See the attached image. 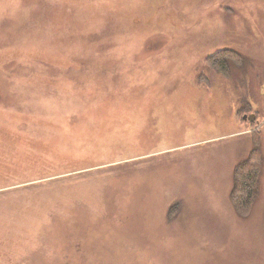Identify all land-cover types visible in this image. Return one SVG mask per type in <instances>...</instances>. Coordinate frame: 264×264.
<instances>
[{"label": "rangeland", "instance_id": "obj_1", "mask_svg": "<svg viewBox=\"0 0 264 264\" xmlns=\"http://www.w3.org/2000/svg\"><path fill=\"white\" fill-rule=\"evenodd\" d=\"M0 264H264V0H0Z\"/></svg>", "mask_w": 264, "mask_h": 264}, {"label": "trees", "instance_id": "obj_2", "mask_svg": "<svg viewBox=\"0 0 264 264\" xmlns=\"http://www.w3.org/2000/svg\"><path fill=\"white\" fill-rule=\"evenodd\" d=\"M241 56L232 49H222L207 57L206 62L222 74H227L228 62L234 64L241 63ZM245 110H239L241 115ZM243 120V119H241ZM256 135L254 136V146L248 156L243 161L235 165L232 172V186L229 192V199L232 207L240 216L249 213L258 190V180L261 168V155L257 145ZM175 206L169 209V214L173 213Z\"/></svg>", "mask_w": 264, "mask_h": 264}, {"label": "water", "instance_id": "obj_3", "mask_svg": "<svg viewBox=\"0 0 264 264\" xmlns=\"http://www.w3.org/2000/svg\"><path fill=\"white\" fill-rule=\"evenodd\" d=\"M254 118H255L254 114L244 115L242 117L243 120H246L247 119L249 122H252L254 120Z\"/></svg>", "mask_w": 264, "mask_h": 264}]
</instances>
